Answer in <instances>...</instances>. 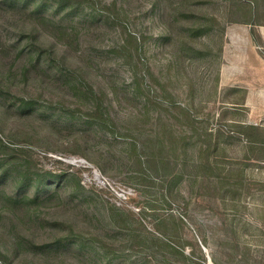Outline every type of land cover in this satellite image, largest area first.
Returning <instances> with one entry per match:
<instances>
[{
    "label": "rangeland",
    "instance_id": "1",
    "mask_svg": "<svg viewBox=\"0 0 264 264\" xmlns=\"http://www.w3.org/2000/svg\"><path fill=\"white\" fill-rule=\"evenodd\" d=\"M264 0H0V264H264Z\"/></svg>",
    "mask_w": 264,
    "mask_h": 264
},
{
    "label": "crops",
    "instance_id": "2",
    "mask_svg": "<svg viewBox=\"0 0 264 264\" xmlns=\"http://www.w3.org/2000/svg\"><path fill=\"white\" fill-rule=\"evenodd\" d=\"M263 79H264V77H263Z\"/></svg>",
    "mask_w": 264,
    "mask_h": 264
}]
</instances>
